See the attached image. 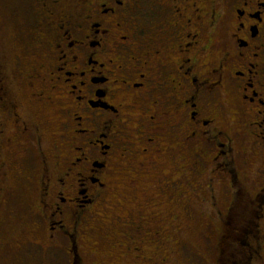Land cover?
Wrapping results in <instances>:
<instances>
[{
    "label": "flooded vegetation",
    "instance_id": "af4514ba",
    "mask_svg": "<svg viewBox=\"0 0 264 264\" xmlns=\"http://www.w3.org/2000/svg\"><path fill=\"white\" fill-rule=\"evenodd\" d=\"M32 6L33 62L0 56V209L32 198L7 253L85 264L115 200L126 264H167L192 204L216 264H264V0Z\"/></svg>",
    "mask_w": 264,
    "mask_h": 264
},
{
    "label": "rangeland",
    "instance_id": "374dc122",
    "mask_svg": "<svg viewBox=\"0 0 264 264\" xmlns=\"http://www.w3.org/2000/svg\"><path fill=\"white\" fill-rule=\"evenodd\" d=\"M70 2L74 3L75 0H70ZM39 27L40 20L33 11L32 0H0V56L5 57L4 60L7 61L9 67L12 66V61L16 56L20 57L21 63L27 57L26 62L29 63V66L31 65L30 62L33 61L30 56L37 51L36 48L34 51V41L35 39L39 40L37 35ZM27 194L21 192L20 203L12 206L10 210L0 209V243L7 247L6 251L0 253V264L30 263L27 257L28 246L22 251L15 252L12 250L7 253L13 249V245L23 240L24 234L26 237L28 236L27 229L31 230L30 212L32 209L30 210L29 207L32 198ZM115 204V200L112 202V206L107 204L101 217L91 225V231H88L87 237L90 242H94L95 247L89 248L93 249V253L96 249L97 253L85 257V264H126V260L122 258V254H119V250L117 251L112 246L113 242L114 245L118 242L111 239V236L114 237L118 232H122L123 226L112 217ZM192 207V220L185 222L187 224L184 226H176L178 230L175 233L180 231L181 234L180 243L176 245L167 264H216L215 245L217 243V231L220 228L213 226L209 229L208 211L200 210L198 204H192ZM120 212L125 213L123 203L119 208H116V216ZM185 218L188 216L182 214V219ZM208 236L211 237L209 243ZM38 258L40 259L36 258L37 262L49 264L44 254L39 255ZM64 264L67 263L64 262Z\"/></svg>",
    "mask_w": 264,
    "mask_h": 264
}]
</instances>
